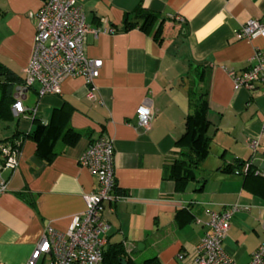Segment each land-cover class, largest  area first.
<instances>
[{"label": "crops", "instance_id": "crops-1", "mask_svg": "<svg viewBox=\"0 0 264 264\" xmlns=\"http://www.w3.org/2000/svg\"><path fill=\"white\" fill-rule=\"evenodd\" d=\"M77 2L97 29L87 33L85 44L88 56L102 60L93 95L82 76L63 78L59 93L39 95L38 82L24 85L42 0H0V61L22 79L11 85L15 98L36 107L34 117L28 110L14 115L11 105L9 115L0 117V140L22 139L17 167L1 170L8 181L0 193V264H25L46 224L65 230L84 209L83 193L98 182L78 158L101 134L113 142V193L119 195L103 203L108 223L103 249L121 243L132 264L188 263L208 229L209 211L237 203L241 208L232 214L222 244L237 264H248L263 238L264 175L223 168L264 160V79L235 89L225 67L239 73L254 63L255 49L264 54V34H234L250 17L264 20V0ZM136 7L172 19L163 22L159 37L153 33L160 19L149 30L124 29L125 16L132 19ZM200 95L207 102L209 151L195 178L178 186L169 166L179 155L176 139L185 115ZM141 104L153 111L147 128L137 122ZM49 122L79 135L72 142L58 137L47 159L37 153L35 139L24 135ZM255 137L253 149L249 141ZM50 260L43 254L36 264Z\"/></svg>", "mask_w": 264, "mask_h": 264}, {"label": "built area", "instance_id": "built-area-1", "mask_svg": "<svg viewBox=\"0 0 264 264\" xmlns=\"http://www.w3.org/2000/svg\"><path fill=\"white\" fill-rule=\"evenodd\" d=\"M35 33L28 62L24 68L23 83L26 87L39 83L38 93H59L61 81L67 76H82L90 84L89 93L93 95V79L102 65L101 58L90 57L85 52L88 32H97L85 20V14L77 0H42L35 11ZM237 38H251L264 34V20L248 18L234 31ZM254 63L239 73L232 68L225 70L232 79L233 87H251L257 78L264 79V54L255 49ZM11 109L14 115L25 114L34 117L36 107L26 108L20 97H16ZM137 122L147 128L153 111L147 105L135 109ZM264 132V123H263ZM258 139L252 138L250 146L255 149ZM20 137L0 141V193L7 188L8 177L1 170H14L18 165ZM252 161H244L235 173L245 174L252 168L253 173L263 174ZM78 163L97 176V187L83 193L85 207L74 215L70 227L58 230L46 224L37 243L25 264H36L40 255L50 254V264H101L102 251L106 243L104 232L108 223L102 216L104 201L115 202L119 195L113 193L114 187V148L110 137L99 135L78 158ZM241 208L237 203L229 204L220 210H210L206 221L207 231L194 247V255L185 264H237L223 248V239L230 226L232 214ZM182 259V253L178 254ZM248 264H264L263 238L251 252Z\"/></svg>", "mask_w": 264, "mask_h": 264}, {"label": "trees", "instance_id": "trees-1", "mask_svg": "<svg viewBox=\"0 0 264 264\" xmlns=\"http://www.w3.org/2000/svg\"><path fill=\"white\" fill-rule=\"evenodd\" d=\"M131 13L133 14L132 19L128 20L127 16H125L124 29L137 26L141 29L149 30L153 22L160 19L153 33L154 37L160 36L163 22L172 19L169 16L160 15L156 11L143 7H136ZM0 77L3 78L0 90V117H5L9 115L10 105L15 99L11 91V85L22 83V79L1 61ZM207 126V102L200 95L199 98L194 100L193 110L188 111L185 115L184 130L176 139V145L179 147V155L172 159L169 166V177L178 186H183L189 179L195 178V170L209 151L210 139L207 134ZM78 135L79 133L69 126L62 131L59 125L49 122L45 124L38 123L32 132L26 133L24 136L35 139L37 153L49 159L55 154L54 143L58 137H69L72 142ZM242 163L243 161L231 162L223 169L226 171H234L235 168H240ZM251 165L253 166V162H251ZM248 173H253L252 168ZM149 261L150 259H147L146 262ZM132 262V258L127 250L119 242L111 244L107 248L105 247L102 251L101 264H132Z\"/></svg>", "mask_w": 264, "mask_h": 264}, {"label": "water", "instance_id": "water-1", "mask_svg": "<svg viewBox=\"0 0 264 264\" xmlns=\"http://www.w3.org/2000/svg\"><path fill=\"white\" fill-rule=\"evenodd\" d=\"M253 165L258 167L259 169H261L262 171H264V160H259V159H256L254 162H253Z\"/></svg>", "mask_w": 264, "mask_h": 264}]
</instances>
